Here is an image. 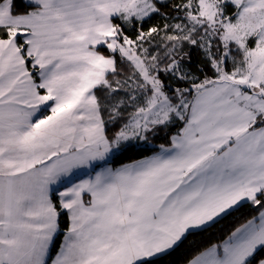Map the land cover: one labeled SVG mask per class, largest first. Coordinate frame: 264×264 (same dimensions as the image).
Returning <instances> with one entry per match:
<instances>
[{
	"label": "snow or ice",
	"instance_id": "6c2138e0",
	"mask_svg": "<svg viewBox=\"0 0 264 264\" xmlns=\"http://www.w3.org/2000/svg\"><path fill=\"white\" fill-rule=\"evenodd\" d=\"M244 204L186 264H264V0H0V264H153Z\"/></svg>",
	"mask_w": 264,
	"mask_h": 264
},
{
	"label": "trees",
	"instance_id": "16d2710c",
	"mask_svg": "<svg viewBox=\"0 0 264 264\" xmlns=\"http://www.w3.org/2000/svg\"><path fill=\"white\" fill-rule=\"evenodd\" d=\"M171 2L179 3L180 0H171ZM158 22L159 18L154 17L148 22V24L145 25V27H148L149 24H155ZM126 32L130 37H134L135 35L134 31L126 29ZM201 63L202 54L198 50L193 49L192 64L200 65ZM208 74L211 75V72L208 71ZM180 126L181 125L177 123L175 126L171 127L169 129V135L174 133ZM162 143H168V137L163 132L152 138V143L150 145L145 144L142 149H137L135 151L121 155L116 163L118 165L122 162L138 159L145 155H150L153 151L158 150V146ZM255 214L256 212L250 208L249 205L244 204L235 211L231 212L230 215L224 216L223 218L218 219L215 223H212L210 226L205 227L202 231L192 232L191 234L187 235V238L183 240L179 247L170 252L168 255L154 260L153 264H186L187 259L195 255L197 251L202 250L203 247L209 245L210 243L218 242L224 239L235 227L239 226V224L243 223L247 218H250ZM64 227H66V224L62 223V229Z\"/></svg>",
	"mask_w": 264,
	"mask_h": 264
},
{
	"label": "crops",
	"instance_id": "0c3cea01",
	"mask_svg": "<svg viewBox=\"0 0 264 264\" xmlns=\"http://www.w3.org/2000/svg\"><path fill=\"white\" fill-rule=\"evenodd\" d=\"M151 155V154H150ZM82 178H87L86 176V171L85 170H81V171H78L73 177H71V179L73 181H76L78 179H82ZM54 255V254H53Z\"/></svg>",
	"mask_w": 264,
	"mask_h": 264
}]
</instances>
